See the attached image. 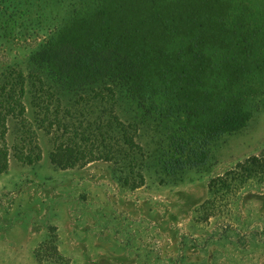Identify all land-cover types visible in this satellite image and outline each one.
<instances>
[{
  "label": "rangeland",
  "instance_id": "1",
  "mask_svg": "<svg viewBox=\"0 0 264 264\" xmlns=\"http://www.w3.org/2000/svg\"><path fill=\"white\" fill-rule=\"evenodd\" d=\"M234 1L264 21V0ZM67 3L0 0V80L10 74L27 77L31 119L33 78L42 79L63 108L86 101L92 119L104 109L94 98L107 94L106 108L137 130L143 157L136 172L145 183L134 189L135 175L123 162L62 170L49 158L52 137L39 130L43 159L26 164L12 155L0 175V264H264V171L232 176L236 188L230 196L208 189L213 178L264 153V75L257 77L262 95L250 102L254 115L243 130L210 143L206 165L169 169L165 162L182 122L145 113L119 82L66 90L47 66L33 61L69 17H56ZM10 126L13 146L18 132L15 122ZM52 243L61 261L45 255Z\"/></svg>",
  "mask_w": 264,
  "mask_h": 264
},
{
  "label": "trees",
  "instance_id": "2",
  "mask_svg": "<svg viewBox=\"0 0 264 264\" xmlns=\"http://www.w3.org/2000/svg\"><path fill=\"white\" fill-rule=\"evenodd\" d=\"M66 5L56 17H69L33 61L47 66L66 90L119 82L145 113L182 122L167 168L206 165L209 144L243 130L253 118L250 102L261 97L257 77L264 75V21L255 11L234 0H68ZM26 87L23 74L0 80V175L8 171L12 155L26 164L43 159L38 133L43 130L52 137L49 158L58 168L123 162L135 175L132 187L144 185L136 172L143 157L137 130L106 108L107 94L94 98L104 109L92 119L86 101L63 108L43 80L33 78L31 119ZM12 122L18 132L13 146ZM258 169L264 171V153L213 178L208 189L230 196L236 188L232 176L243 170L261 173ZM45 255L63 259L54 243Z\"/></svg>",
  "mask_w": 264,
  "mask_h": 264
}]
</instances>
